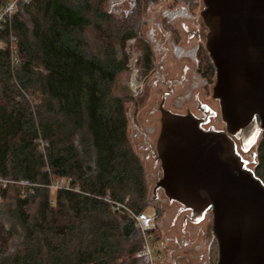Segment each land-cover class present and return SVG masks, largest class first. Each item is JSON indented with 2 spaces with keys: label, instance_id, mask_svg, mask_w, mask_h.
Returning <instances> with one entry per match:
<instances>
[{
  "label": "trees",
  "instance_id": "trees-1",
  "mask_svg": "<svg viewBox=\"0 0 264 264\" xmlns=\"http://www.w3.org/2000/svg\"><path fill=\"white\" fill-rule=\"evenodd\" d=\"M109 1L20 0L0 23V264H149L137 223L112 202L150 208L117 80L130 40L146 72L154 52ZM257 156L264 184V133Z\"/></svg>",
  "mask_w": 264,
  "mask_h": 264
},
{
  "label": "water",
  "instance_id": "water-1",
  "mask_svg": "<svg viewBox=\"0 0 264 264\" xmlns=\"http://www.w3.org/2000/svg\"><path fill=\"white\" fill-rule=\"evenodd\" d=\"M213 98L226 131L192 115L164 113L157 144L162 189L203 225L213 217L217 264H264V184L237 151L251 155L264 133V0H202Z\"/></svg>",
  "mask_w": 264,
  "mask_h": 264
},
{
  "label": "rangeland",
  "instance_id": "rangeland-1",
  "mask_svg": "<svg viewBox=\"0 0 264 264\" xmlns=\"http://www.w3.org/2000/svg\"><path fill=\"white\" fill-rule=\"evenodd\" d=\"M189 1L191 2L193 0H168L166 3L155 2V0H144L141 7L138 6L135 8L131 5L132 2L127 1L113 8H108V11L112 15L125 19L126 21L131 20L132 24L136 26L137 38L149 43L156 54V64L165 67L168 79L180 77L178 76L180 71L176 67L184 66L186 62L181 63V60L180 64H174L172 56L167 59L162 58V48L163 46L168 47L171 39V25L169 26L167 23V14L172 9H186V4ZM194 1L197 2V6H189V12L193 16L196 15L197 20L194 21V24H188V26H191V31L200 29L203 31V34L207 33L208 30L204 26L200 15L201 11L204 10L203 1ZM133 9L135 12L132 14L129 13ZM175 20L174 24L176 25H187L183 19L177 18ZM190 20L192 21L193 18L190 17ZM127 48L131 55L130 70L118 78V88L121 89L119 92L128 98L126 101V110L129 121L131 122L134 118L141 125V121L143 120V124L150 126V122L147 121L149 120L148 116L157 107L161 92L159 91V86H156L154 89L152 88V90L149 85L148 100L142 103L141 97L144 93L141 94L140 92V73L144 70L141 62L142 57H137L138 51L141 52V49L138 48L137 39L134 43H129ZM188 65L193 66L190 63ZM153 81L151 79L150 83ZM136 113L137 118H135ZM215 129L222 130L223 127L217 124V128ZM128 131L130 141L141 158L146 175H148L147 180L151 182L148 186L150 208H148L147 212L155 215L157 226L156 235L160 237L155 243L163 248V260H156V264H217L218 248L212 231V213L211 216H205L203 225H196L192 221V211L187 210L179 203L169 201L162 190H157L158 201H156L154 195L155 184L162 177V174L160 168L154 166V160L151 155L155 151V157L157 156L155 145L150 138L148 142L153 145L150 148L146 144V140L141 137V131L135 125L132 124L131 127L130 123ZM237 151L241 154V158L245 160V168L251 169L249 171L256 174L259 166L257 156L258 148L251 150V155H249L246 151L242 150L237 142ZM154 206L158 208L156 207L154 209Z\"/></svg>",
  "mask_w": 264,
  "mask_h": 264
},
{
  "label": "flooded vegetation",
  "instance_id": "flooded-vegetation-1",
  "mask_svg": "<svg viewBox=\"0 0 264 264\" xmlns=\"http://www.w3.org/2000/svg\"><path fill=\"white\" fill-rule=\"evenodd\" d=\"M186 6V9H172L167 14V23L169 26L171 25V39L168 47L163 46L162 48V58L167 59L172 56L174 64H180L182 60L181 63L186 62V65L176 67L180 71L178 75L180 77L167 79L165 67L156 64L157 58L153 51V68L149 72L144 70L140 73V92L141 94L144 93L141 97V101L145 103L148 100L149 85L151 89L159 86V91L161 92L160 101L157 107L151 112V115L148 116L149 120L147 121L150 122V126L143 124V120L140 125L139 121L137 122L134 118L130 122L131 127L133 124L141 131V137L146 140V144H148L150 148L153 146L148 142L150 138L155 145L157 156L155 157V151H153L151 155L154 160V166L159 167L162 174V177L156 182L155 188L163 178L161 161L157 153V144L162 132L164 113L168 112L173 115L181 116L192 115L201 122L200 127L205 131H226V124L223 122L221 116L220 102L213 98V88L216 83V69L206 48V36L208 32L203 34V31L200 29L190 30L191 26H188V24H194L195 20H190V17L193 18L192 13L189 12L190 4L187 3ZM177 18L183 19L187 25L174 24ZM189 63L193 64V66H189ZM151 79L154 80L152 83H150ZM209 99L210 101H208ZM135 116V118H137V113ZM217 124L222 126L223 129L216 130ZM147 176L148 175H146V179ZM150 183L151 182L147 180L148 186ZM154 195L156 201H158L157 190H154ZM166 198L169 200L167 196ZM156 207L154 206L153 208L156 209Z\"/></svg>",
  "mask_w": 264,
  "mask_h": 264
},
{
  "label": "built area",
  "instance_id": "built-area-1",
  "mask_svg": "<svg viewBox=\"0 0 264 264\" xmlns=\"http://www.w3.org/2000/svg\"><path fill=\"white\" fill-rule=\"evenodd\" d=\"M20 0H13L9 3L5 8H3L0 12V23L6 22L10 17L15 13L17 2ZM24 2L30 1V0H21ZM132 1V0H111L109 1L108 5L109 8H113L116 5L123 4L124 2ZM164 2L166 3L168 0H155V2ZM170 1V0H169ZM144 0H142V3ZM110 12V11H109ZM197 16H193L194 20H197ZM136 39H132L129 41V43H134ZM13 49V47H12ZM14 50V49H13ZM15 54V51L13 55ZM143 52L138 51L137 57H142ZM18 64V60L16 58H13V65ZM115 205L116 210H125L127 213H129L137 223V226L142 232L144 243H145V253L148 257L149 264H156V260L162 261L163 260V248L156 244V239L153 234V230L156 228V219L155 215L150 214L146 211L136 213L132 210H130L125 203L121 202H112ZM157 253V254H156Z\"/></svg>",
  "mask_w": 264,
  "mask_h": 264
}]
</instances>
